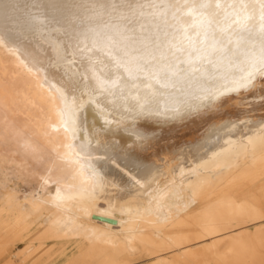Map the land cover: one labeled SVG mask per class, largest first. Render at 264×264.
Returning <instances> with one entry per match:
<instances>
[{"label":"bare ground","instance_id":"obj_1","mask_svg":"<svg viewBox=\"0 0 264 264\" xmlns=\"http://www.w3.org/2000/svg\"><path fill=\"white\" fill-rule=\"evenodd\" d=\"M262 16L0 0V264H264Z\"/></svg>","mask_w":264,"mask_h":264},{"label":"snow or ice","instance_id":"obj_2","mask_svg":"<svg viewBox=\"0 0 264 264\" xmlns=\"http://www.w3.org/2000/svg\"><path fill=\"white\" fill-rule=\"evenodd\" d=\"M207 5L205 3L201 4V7H206ZM219 6V4H217V7ZM262 19H264V16H262ZM261 55L259 57V66H260V70H264V36L261 37ZM127 55V53H126ZM255 68V65L253 66ZM254 76L252 72H248L246 76H242L240 78L239 81H237L238 86L241 88H246L251 86V84L253 83L254 80Z\"/></svg>","mask_w":264,"mask_h":264},{"label":"rangeland","instance_id":"obj_3","mask_svg":"<svg viewBox=\"0 0 264 264\" xmlns=\"http://www.w3.org/2000/svg\"><path fill=\"white\" fill-rule=\"evenodd\" d=\"M18 188H19L20 191H25L27 189L26 186H19ZM23 249H24V245L20 244L14 249V253L18 254V253L22 252ZM13 260H14L13 264H20L16 259H13Z\"/></svg>","mask_w":264,"mask_h":264}]
</instances>
